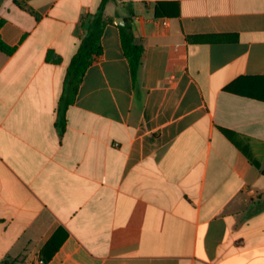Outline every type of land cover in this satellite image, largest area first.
I'll return each instance as SVG.
<instances>
[{
	"label": "crops",
	"instance_id": "obj_1",
	"mask_svg": "<svg viewBox=\"0 0 264 264\" xmlns=\"http://www.w3.org/2000/svg\"><path fill=\"white\" fill-rule=\"evenodd\" d=\"M100 1H0V260L264 264V0H109L60 132Z\"/></svg>",
	"mask_w": 264,
	"mask_h": 264
},
{
	"label": "trees",
	"instance_id": "obj_2",
	"mask_svg": "<svg viewBox=\"0 0 264 264\" xmlns=\"http://www.w3.org/2000/svg\"><path fill=\"white\" fill-rule=\"evenodd\" d=\"M108 1L109 0H101L98 7L93 12L92 19L87 25L86 33L81 39L78 49L71 58V61L67 67L64 79V88L58 106L57 126L60 132H62L65 128V111L67 106L73 101L85 70L101 53L100 38L105 24L103 11L105 4ZM132 17L133 12L130 10L129 16L125 17L123 22L120 23L118 27L121 46L124 55L129 62L133 85L136 86L137 71L141 63L143 45L140 42H137L135 39ZM0 50L10 54L13 52L14 47L8 46L0 38ZM262 173H264V169H262ZM64 237L65 232L62 233V231L59 229L49 239L40 254L41 260L44 263L51 259L54 252L59 248ZM19 263L20 261L18 258L8 257L0 260V264Z\"/></svg>",
	"mask_w": 264,
	"mask_h": 264
},
{
	"label": "built area",
	"instance_id": "obj_3",
	"mask_svg": "<svg viewBox=\"0 0 264 264\" xmlns=\"http://www.w3.org/2000/svg\"><path fill=\"white\" fill-rule=\"evenodd\" d=\"M39 264H43V262L42 261H39Z\"/></svg>",
	"mask_w": 264,
	"mask_h": 264
},
{
	"label": "water",
	"instance_id": "obj_4",
	"mask_svg": "<svg viewBox=\"0 0 264 264\" xmlns=\"http://www.w3.org/2000/svg\"><path fill=\"white\" fill-rule=\"evenodd\" d=\"M119 21V23H122V21L121 20H118Z\"/></svg>",
	"mask_w": 264,
	"mask_h": 264
}]
</instances>
